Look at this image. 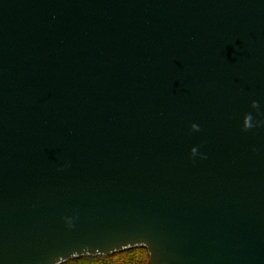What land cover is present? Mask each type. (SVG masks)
<instances>
[{
    "label": "water",
    "instance_id": "obj_1",
    "mask_svg": "<svg viewBox=\"0 0 264 264\" xmlns=\"http://www.w3.org/2000/svg\"><path fill=\"white\" fill-rule=\"evenodd\" d=\"M137 247L264 264V0H0V264Z\"/></svg>",
    "mask_w": 264,
    "mask_h": 264
},
{
    "label": "trees",
    "instance_id": "obj_2",
    "mask_svg": "<svg viewBox=\"0 0 264 264\" xmlns=\"http://www.w3.org/2000/svg\"><path fill=\"white\" fill-rule=\"evenodd\" d=\"M62 264H150L145 248L137 247L108 256L74 258Z\"/></svg>",
    "mask_w": 264,
    "mask_h": 264
}]
</instances>
